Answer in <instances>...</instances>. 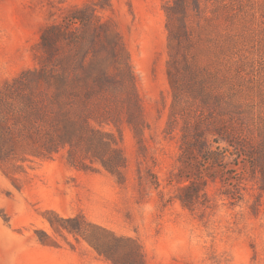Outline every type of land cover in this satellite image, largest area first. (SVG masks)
<instances>
[{"label":"rangeland","instance_id":"374dc122","mask_svg":"<svg viewBox=\"0 0 264 264\" xmlns=\"http://www.w3.org/2000/svg\"><path fill=\"white\" fill-rule=\"evenodd\" d=\"M182 1L183 16L175 0H0V87L38 68L44 32L74 36L90 76L108 77L115 121L92 124L124 162L113 174L60 149L0 165V264H264V0ZM167 6L174 65L206 79L204 111L236 102L238 155L221 167L184 168L180 121L165 131Z\"/></svg>","mask_w":264,"mask_h":264},{"label":"trees","instance_id":"16d2710c","mask_svg":"<svg viewBox=\"0 0 264 264\" xmlns=\"http://www.w3.org/2000/svg\"><path fill=\"white\" fill-rule=\"evenodd\" d=\"M175 2L183 16V1ZM173 10L170 6L165 8L171 48L167 75L172 90L165 131L171 133L180 121V159L184 168L193 169L195 163L200 169L221 167L228 156L238 155L230 133L238 115L236 102L232 95L225 94L227 109L217 115L204 111L211 99L206 79L197 75L190 64L174 65V34L170 28ZM71 20L77 18L73 16ZM65 37L61 32H44L39 42L43 54L38 68L24 71L0 87V165L51 157L66 149L73 165H82V160L88 159L118 174L124 162L114 135L92 124L115 121L107 109L108 77H91L88 67L78 60L77 39L70 36L64 47L61 41Z\"/></svg>","mask_w":264,"mask_h":264}]
</instances>
